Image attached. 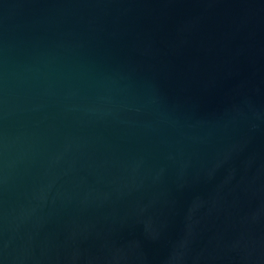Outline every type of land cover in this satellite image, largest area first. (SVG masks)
<instances>
[{
    "label": "water",
    "instance_id": "95a60500",
    "mask_svg": "<svg viewBox=\"0 0 264 264\" xmlns=\"http://www.w3.org/2000/svg\"><path fill=\"white\" fill-rule=\"evenodd\" d=\"M0 264H264V0H0Z\"/></svg>",
    "mask_w": 264,
    "mask_h": 264
}]
</instances>
